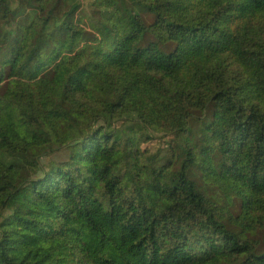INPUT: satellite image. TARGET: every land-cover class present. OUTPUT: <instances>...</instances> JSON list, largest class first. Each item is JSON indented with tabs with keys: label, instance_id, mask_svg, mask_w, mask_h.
I'll list each match as a JSON object with an SVG mask.
<instances>
[{
	"label": "trees",
	"instance_id": "trees-1",
	"mask_svg": "<svg viewBox=\"0 0 264 264\" xmlns=\"http://www.w3.org/2000/svg\"><path fill=\"white\" fill-rule=\"evenodd\" d=\"M11 1L0 264H264V0Z\"/></svg>",
	"mask_w": 264,
	"mask_h": 264
},
{
	"label": "rangeland",
	"instance_id": "rangeland-1",
	"mask_svg": "<svg viewBox=\"0 0 264 264\" xmlns=\"http://www.w3.org/2000/svg\"><path fill=\"white\" fill-rule=\"evenodd\" d=\"M19 0H12L11 3L13 6L18 5ZM24 5L29 8L31 4H36L35 0H21ZM92 2L91 0H86L83 5L86 9L88 5L91 6ZM30 9V8H29ZM64 10V9H61ZM213 112V110H211ZM210 118H208L209 120ZM155 141L151 144H148L147 151L145 153V157L143 159L142 168H143V174L137 176L135 171L126 169L125 175H124V185L127 187V192L131 193L137 185H145V186H153L155 183L154 179V169L157 167H160L165 158L167 157L166 153L170 152V146L175 147L176 146V140H174L173 136L166 135L164 132L155 133ZM182 144V143H181ZM71 153V146H64L59 147L55 146L52 148V151L46 156L43 157L40 161L41 163V171L43 172L47 169L48 166H50L53 163H59L62 161H65L69 158V155ZM40 175V173L38 174ZM137 176V177H136ZM0 214L5 215V212H0Z\"/></svg>",
	"mask_w": 264,
	"mask_h": 264
}]
</instances>
